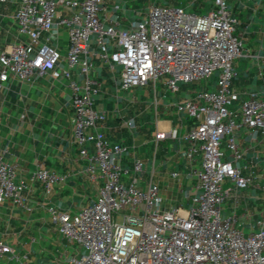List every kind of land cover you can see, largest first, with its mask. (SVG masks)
Returning <instances> with one entry per match:
<instances>
[{"label": "built area", "instance_id": "1", "mask_svg": "<svg viewBox=\"0 0 264 264\" xmlns=\"http://www.w3.org/2000/svg\"><path fill=\"white\" fill-rule=\"evenodd\" d=\"M18 1L16 31L26 41L0 54V88L10 77L29 83L46 71L52 79L65 78L74 111L72 138L79 157L86 162V179L99 182L95 201L79 212L70 214L53 206L47 209L59 233L76 246L75 253L63 257L62 264H264V215L251 223L247 235L237 216L223 215L228 196L222 188L224 179L238 189L253 182L241 175L235 132L246 127L252 139L260 134L264 140V99L250 93L236 108L238 94L231 89L236 75L233 62L247 54L225 0H215L216 9L207 14L182 6L151 5L145 17L129 23L127 29L120 27L116 14L106 15L105 0ZM59 6L70 16L58 18ZM113 9H119V4ZM60 25L67 30L65 55L41 41L43 35L47 41H56ZM92 36L100 48L99 56L121 67L123 90L155 83L165 76L168 91L174 93L180 83L200 82L217 73L218 89L197 93L202 104L188 100L176 105L178 113L194 121L184 136L189 143L188 158L197 152L202 155L200 168L192 172L196 184L186 210L161 212L159 190L151 180L144 190L135 179L124 182L131 173H141L143 163L134 160L130 169L122 167L119 158L127 148L108 141L96 127L103 115L94 108L99 89L90 75L88 46ZM111 43L115 51L110 53ZM75 67L84 77L82 84L70 78L69 69ZM166 137L174 138L175 133L155 135L157 141ZM224 138L228 139L229 160L221 149ZM171 176L176 178L177 174ZM30 179L39 181L46 193L64 181L63 176L41 166ZM24 188L16 181L14 165L1 152L0 203L9 200L21 206ZM2 255L17 264H30L28 254L18 255L0 241Z\"/></svg>", "mask_w": 264, "mask_h": 264}, {"label": "crops", "instance_id": "2", "mask_svg": "<svg viewBox=\"0 0 264 264\" xmlns=\"http://www.w3.org/2000/svg\"><path fill=\"white\" fill-rule=\"evenodd\" d=\"M228 7L236 19L235 31L244 42L245 58L253 62V67L245 68L240 74L233 68L236 75L231 81V89L238 94V108L250 93L256 92L264 99V0H236L229 3ZM18 8V0L0 1V54L26 41L16 31L14 15ZM118 11H121L120 6L117 10H106V15L116 14L122 29H127L129 23L141 20H131L125 14L120 16ZM69 16L70 13L65 9L60 6L57 8L58 18ZM41 41L59 48L65 55L66 27L59 26L56 41H47L46 35ZM108 51H115V45L111 43ZM88 53L92 66L90 75L98 82L99 89L94 108L103 115V119L96 122V127L108 141L127 148L126 153L119 158V164L130 169L134 160L143 163L138 155L139 150L144 146H153L156 152L152 165L158 158L159 167L169 168L170 178L185 193L187 205L173 208L186 210L188 198L194 193L196 184L192 172L200 168L202 155L197 152L191 159L188 158L189 143L184 140V136L194 126V121L184 113H178L176 105L188 100L202 104L197 99V93L203 90L216 91V81L211 88H196L201 81L180 83L178 90L170 93L166 77L162 76L155 83L148 82L123 90L121 67L99 56L100 48L94 36L90 40ZM116 67L119 69L118 79L114 73ZM69 75L80 84L84 82L78 67L69 69ZM128 91L131 97L127 99L121 92ZM69 96L67 80L52 79L50 71L29 83L10 77L0 88V153L4 152L6 161L14 165L16 181L25 185L21 206H14L9 200L0 203V241L18 255L28 254L30 264L32 261H42L45 254L50 258L53 256V264H62L63 257L74 254L68 252L66 242L71 243L51 222L47 209L53 206L62 212L77 213L95 201L99 188V182L93 184L86 179V162L79 157L72 138L74 111ZM158 132H174L175 137L157 141L155 135ZM227 140H222L221 149L226 152L225 159L229 160ZM234 140L241 152L238 163L241 175L251 178L253 182L244 188L247 191L240 196V189L227 179L231 184L230 188L224 189L228 191L227 198L233 189L235 197L230 206L223 205V210H229L228 215L237 216L238 222L241 218L248 221L246 230L240 225L241 230L248 233L252 220L264 215V140L260 134L252 139L251 130L246 127L235 132ZM88 149L90 153L93 152L92 144L88 145ZM40 166L64 177V181L50 193H46L39 181L30 179L31 173ZM172 173H176L177 177L173 178ZM153 174L152 167L149 178L152 182ZM136 175L131 173L124 182L135 179L139 187L141 182ZM149 180H142L141 184L146 187ZM3 260L5 264H17L8 255Z\"/></svg>", "mask_w": 264, "mask_h": 264}, {"label": "rangeland", "instance_id": "3", "mask_svg": "<svg viewBox=\"0 0 264 264\" xmlns=\"http://www.w3.org/2000/svg\"><path fill=\"white\" fill-rule=\"evenodd\" d=\"M236 0H225L227 6L229 3H234ZM215 0H105V6H107V10H110L114 7L115 3H118L121 7V11H118V13L121 15L125 14L129 19L131 20H137V19H143L145 15L147 14V10L149 6L155 5H164V6H182L185 7L190 12L196 13V14H207L213 10L216 9L215 6ZM230 8V7H229ZM110 12V11H109ZM236 32V31H235ZM93 37V36H92ZM91 37V38H92ZM246 49H243V52H245ZM247 67H253V62L250 58H245V56L238 57L233 62V68L236 70L237 73H241L245 68ZM119 69L115 68V75L118 79V73ZM217 78V73H215L211 79H205L202 80L200 84L196 85V88H211L215 86V81ZM131 92H121V95H125L127 99L131 97ZM154 151L156 152V149L153 146H144L141 147L139 150V157L143 160V172L138 173L136 176L139 179V181L142 183V180H149L152 167L154 168V174H153V183L157 185L158 187V194L161 199V202L159 204V210L165 211L170 210L173 207L176 206H183L185 207L186 204V198L185 193L181 192L176 185L175 180H172L169 176V168L164 167L160 168L159 164L160 161L158 158L154 160V164L152 165V160L154 156ZM158 153V150H157ZM151 162V163H150ZM139 184L140 188H145L143 184ZM231 184L228 182L227 179H224L222 183V188L227 189L230 188ZM247 190L246 189H240L238 195L245 194ZM235 197L234 189L230 193V197L227 198L226 202L224 203V207L230 206L231 202H233ZM229 210H224L223 215H228ZM256 219L252 220L254 222ZM239 225L243 226L242 229L246 230L248 227V221L241 218L239 219ZM247 235V233H245ZM67 250L70 253H75L76 246L74 244H67ZM6 257L3 256L2 259H0V264H5V261L3 260ZM52 258H50L47 254L44 255L43 260L40 262L32 261V264H53ZM44 261V262H43ZM10 264H14L11 262Z\"/></svg>", "mask_w": 264, "mask_h": 264}]
</instances>
